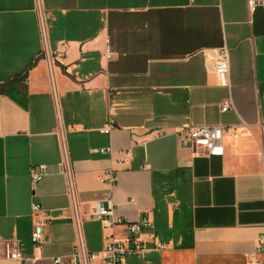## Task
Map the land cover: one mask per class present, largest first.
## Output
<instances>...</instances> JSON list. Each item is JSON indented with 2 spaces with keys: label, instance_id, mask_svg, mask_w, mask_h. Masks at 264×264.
<instances>
[{
  "label": "crops",
  "instance_id": "1",
  "mask_svg": "<svg viewBox=\"0 0 264 264\" xmlns=\"http://www.w3.org/2000/svg\"><path fill=\"white\" fill-rule=\"evenodd\" d=\"M224 45L229 86L215 72ZM262 124L264 8L248 0H0V242L16 241L25 258L0 251V264H70L61 127L89 250L126 237L92 217L110 192L117 216L153 223L145 252L123 264H264ZM201 125L226 129L223 154L181 143ZM41 164L49 173L34 182Z\"/></svg>",
  "mask_w": 264,
  "mask_h": 264
},
{
  "label": "built area",
  "instance_id": "2",
  "mask_svg": "<svg viewBox=\"0 0 264 264\" xmlns=\"http://www.w3.org/2000/svg\"><path fill=\"white\" fill-rule=\"evenodd\" d=\"M248 7L254 12L258 7L264 8V0H248ZM42 30L45 36V27L42 23ZM110 48L107 50V57H111ZM215 72L223 86H229L230 75V50L224 45L216 50L215 54ZM233 106L231 98L226 99L221 108L222 111H228ZM264 131V124H262ZM107 132V129L102 130ZM226 129L216 125H201L190 127L183 132L181 143L184 146H192L195 150L205 152L206 154L221 155L224 153L223 139ZM237 136V132H234ZM61 160L59 170L64 178L65 192L70 202V216L75 224L76 242L72 252L70 264H123L132 256L140 255L146 250L145 241L141 235L144 231L153 228V223L148 217H143L139 221H132L116 214L113 195L105 193L102 199L96 202L93 219L100 221L104 228H114L124 226L126 228V237L116 239L112 235L107 236L108 240L101 251H91L88 249L83 229V219L79 209L77 179L74 164L71 160L70 149L68 146L66 134L62 127L59 130ZM102 149V152H106ZM48 166L41 164L32 166L30 170L31 178L34 182H39L48 175ZM103 180L111 185H116L118 181L117 174L112 170L104 173ZM33 213L38 214L42 207L40 204H33ZM50 218L39 219L34 226L32 241L37 246L44 242L45 228L48 226ZM1 256L10 260L24 261L25 258L21 252L20 246L16 241L4 240L0 242ZM164 248V245H159ZM258 252H264V235L258 239ZM61 258H55V263L59 264Z\"/></svg>",
  "mask_w": 264,
  "mask_h": 264
}]
</instances>
